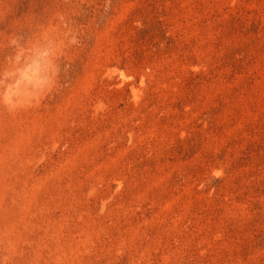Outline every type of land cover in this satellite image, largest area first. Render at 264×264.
Masks as SVG:
<instances>
[{"label": "rangeland", "instance_id": "374dc122", "mask_svg": "<svg viewBox=\"0 0 264 264\" xmlns=\"http://www.w3.org/2000/svg\"><path fill=\"white\" fill-rule=\"evenodd\" d=\"M0 264H264V0H0Z\"/></svg>", "mask_w": 264, "mask_h": 264}, {"label": "bare ground", "instance_id": "6f19581e", "mask_svg": "<svg viewBox=\"0 0 264 264\" xmlns=\"http://www.w3.org/2000/svg\"><path fill=\"white\" fill-rule=\"evenodd\" d=\"M23 76H24V78L26 79V78H28V76L30 75L29 74V70L28 69H25L24 71H23V74H22ZM31 76V75H30Z\"/></svg>", "mask_w": 264, "mask_h": 264}]
</instances>
